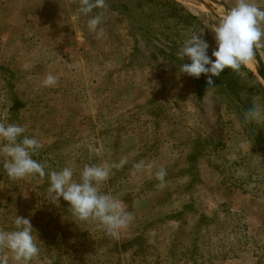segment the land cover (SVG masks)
I'll return each mask as SVG.
<instances>
[{"label":"rangeland","instance_id":"374dc122","mask_svg":"<svg viewBox=\"0 0 264 264\" xmlns=\"http://www.w3.org/2000/svg\"><path fill=\"white\" fill-rule=\"evenodd\" d=\"M174 1L203 22L215 50L207 26L236 0ZM122 2L132 12H142L143 2L145 13L156 1L105 0V37L98 40L88 17L79 16V0H0V122L25 126L43 144L34 159L48 170L73 166L74 179L85 165L126 158L104 193L134 220L112 239L94 223L75 221L62 199L48 203L46 179L10 181L0 156V229H11L15 214L28 218L41 260L54 264H264L258 70L245 65L256 82L237 72L246 85L239 99L207 88L197 101L181 64L150 59L153 49L139 30L149 23L146 13L136 19ZM253 2L264 8V0ZM255 49L264 66V40ZM49 74L56 86L41 87ZM254 106L262 110L256 121L247 117ZM140 161L146 167L137 173ZM161 168L163 187L155 176Z\"/></svg>","mask_w":264,"mask_h":264},{"label":"clouds","instance_id":"9594fccd","mask_svg":"<svg viewBox=\"0 0 264 264\" xmlns=\"http://www.w3.org/2000/svg\"><path fill=\"white\" fill-rule=\"evenodd\" d=\"M105 0H79V16L88 17L87 30L95 33L96 39L105 37L102 10ZM214 33L215 50L208 55L209 45L197 34L186 40L176 56L183 61L180 73L193 78L207 75V84L213 85V77H219L225 70L239 72L254 57L255 47L264 40V8L253 0H236L218 22L207 26ZM57 84L55 75H47L41 87L51 88ZM262 110L253 107L247 117L259 120ZM27 129L15 123L0 122V156L4 157L2 170L10 181L24 179L47 180L48 203L58 206L62 199L75 221L94 223L112 239L118 240L131 225L134 217L126 210L121 200L114 198L111 191L104 193L113 169H121L127 159L118 162L104 161L99 164L85 165L74 179L76 169L66 166L60 170H48V165L34 159L43 144L35 137L26 134ZM146 165L140 161L134 165L137 173L143 172ZM163 187L167 172L161 168L155 174ZM37 233L28 218L17 216L11 229H0V264H54V258L42 257V249Z\"/></svg>","mask_w":264,"mask_h":264},{"label":"trees","instance_id":"16d2710c","mask_svg":"<svg viewBox=\"0 0 264 264\" xmlns=\"http://www.w3.org/2000/svg\"><path fill=\"white\" fill-rule=\"evenodd\" d=\"M152 1L156 2L149 4L150 7L147 6L145 12L149 23H146V28H139L147 35V41L153 49L149 54L150 59L158 61L160 57H165L177 64L190 63L187 58L183 61L179 60L176 53L192 35L197 34L204 41H211L203 22L174 0ZM142 3H138L142 12H132L130 6L124 2L121 3V8L124 11L128 10L136 19H138L137 17L140 19L145 14L142 10L144 3ZM97 11L102 12V10H94L93 14H96ZM208 55L211 56L209 49ZM242 71L246 73L250 81L256 82V78L245 66L242 67ZM207 79L208 76L204 74L199 78H193L194 96L197 101L202 100L207 88L216 95L230 96L237 100L246 87L245 83H242L239 74L228 69H225L219 77H213L214 83L211 86L207 84ZM239 115L241 117L242 113L240 112ZM250 138L254 146L261 145L253 134ZM261 152L264 158V147H262Z\"/></svg>","mask_w":264,"mask_h":264},{"label":"water","instance_id":"95a60500","mask_svg":"<svg viewBox=\"0 0 264 264\" xmlns=\"http://www.w3.org/2000/svg\"><path fill=\"white\" fill-rule=\"evenodd\" d=\"M224 9H225V10H228V9L225 8V7H224ZM254 58H255L256 63H257V65H258L257 70H258V72H259V75H260L262 81L264 82V66H263V64H262V62H261V58H260V56H259V54H258V52H257L256 49H254Z\"/></svg>","mask_w":264,"mask_h":264},{"label":"bare ground","instance_id":"6f19581e","mask_svg":"<svg viewBox=\"0 0 264 264\" xmlns=\"http://www.w3.org/2000/svg\"><path fill=\"white\" fill-rule=\"evenodd\" d=\"M208 8H209L210 10H214V9H212V8H213V5L211 6V5L209 4ZM252 64H253V65H252ZM247 66L252 67L251 70L257 71V65H256V63H254L253 60H252V62H250Z\"/></svg>","mask_w":264,"mask_h":264},{"label":"crops","instance_id":"0c3cea01","mask_svg":"<svg viewBox=\"0 0 264 264\" xmlns=\"http://www.w3.org/2000/svg\"><path fill=\"white\" fill-rule=\"evenodd\" d=\"M252 62V61H251ZM253 65V64H252ZM252 69V67H250ZM254 71V70H253Z\"/></svg>","mask_w":264,"mask_h":264}]
</instances>
